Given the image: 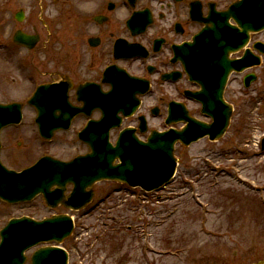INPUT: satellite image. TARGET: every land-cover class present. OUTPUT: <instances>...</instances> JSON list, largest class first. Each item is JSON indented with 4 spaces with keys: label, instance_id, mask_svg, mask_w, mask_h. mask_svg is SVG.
I'll list each match as a JSON object with an SVG mask.
<instances>
[{
    "label": "flooded vegetation",
    "instance_id": "flooded-vegetation-1",
    "mask_svg": "<svg viewBox=\"0 0 264 264\" xmlns=\"http://www.w3.org/2000/svg\"><path fill=\"white\" fill-rule=\"evenodd\" d=\"M26 1L32 8L33 4L43 0ZM52 1L56 3L57 0ZM235 1L83 0L89 6L96 3L94 10L83 13L78 20L77 33L64 39L57 51L47 45L42 47L38 23L29 21V26L14 29L8 37L14 46L2 43L0 49L9 51L16 47L26 49V52L14 60L15 64L9 59L0 66V81L4 76L12 80L11 83H0V103H19L21 120L0 130L1 164L22 171L43 157L72 162L89 153L88 145L79 134L93 130L89 122L98 121L104 112L113 117L109 130V140L113 144L127 128L133 129L142 140H146L152 130L183 129L189 123L183 118L185 114L210 123L211 119L203 112L202 102L195 97L202 91V86L191 79L186 70L190 64L188 43L193 42L206 26V19L212 12L223 11ZM20 11L24 17L17 21L26 22L25 10L20 8ZM18 30L39 34L38 43L33 48L15 43L14 34ZM256 55L261 56L259 65L253 63L252 58ZM243 56L248 57V67L244 72L230 76L223 93V98L233 104L234 112L237 106L230 98L235 96L240 100L237 103L241 111V83L245 90L260 80L264 81V29L252 33L246 47L233 53L231 58ZM26 61L30 66L25 64ZM252 75L253 81L246 86V80ZM23 80H27L25 84L11 87ZM43 84L50 85L44 96L48 102L45 106L41 100L32 104L31 98ZM235 84L237 92L233 87ZM254 88L258 90L253 91L257 95L250 102L252 112L264 100V84ZM243 102L248 106L247 100ZM39 108H46L45 117L39 118ZM41 131L52 134L44 136ZM9 161L24 163L9 166ZM117 163L118 160L114 161ZM124 188L126 185L116 191ZM74 190L75 183L66 173L64 179L50 186L49 191L56 197L49 201L42 193L18 201L0 196V230L13 218L42 219L92 208L93 204H90L99 194L96 184L84 188V194L93 191L88 202L85 196L73 198ZM21 205L35 209L42 207L51 213L42 218L31 213L10 214ZM35 250L29 252L27 261Z\"/></svg>",
    "mask_w": 264,
    "mask_h": 264
},
{
    "label": "rangeland",
    "instance_id": "rangeland-1",
    "mask_svg": "<svg viewBox=\"0 0 264 264\" xmlns=\"http://www.w3.org/2000/svg\"><path fill=\"white\" fill-rule=\"evenodd\" d=\"M65 1L43 0L31 8L26 0H0V44L14 46L8 38L12 31L34 21L42 47L57 51L64 39L77 33L83 13L92 12L96 5ZM20 8L26 13L23 23L15 18ZM25 52L16 47L0 49V66L9 59L15 64ZM3 78L1 84L12 81ZM261 81L245 90L241 83V111L240 100L230 98L237 107L224 138L177 146V174L165 187L153 192L116 191L122 184L98 182L92 208L72 214L75 229L62 243L69 264H256L264 260V100L255 112L250 110L257 95L253 91L258 90L254 87L264 84ZM233 87L237 92V85ZM245 100L248 106L243 105ZM14 212L37 218L51 213L24 205L10 214Z\"/></svg>",
    "mask_w": 264,
    "mask_h": 264
},
{
    "label": "water",
    "instance_id": "water-1",
    "mask_svg": "<svg viewBox=\"0 0 264 264\" xmlns=\"http://www.w3.org/2000/svg\"><path fill=\"white\" fill-rule=\"evenodd\" d=\"M215 38L225 42L219 45L224 48V58L214 60V83L219 84L217 99L210 106L213 124L203 123L194 119L192 125L182 130L165 132L153 131L146 142L139 140L130 130L121 133L116 146L109 142V117L93 125V130L81 133L82 138L91 145L92 152L79 156L71 163H61L51 158L41 160L33 168L21 173L7 170L0 164V194L6 199L31 192H48L53 182H60L62 176L68 173L76 184L72 196L83 195L84 186L93 184L101 179H113L128 183L133 187H141L146 191H153L164 186L173 178L178 160L174 155L175 144L180 141L184 145L208 136L210 140H219L227 131L232 115V106L222 99V90L232 70L244 68L241 60H227V42L230 44L238 39L243 47L251 31L264 28V0H241L224 11ZM233 18L238 26L229 23ZM19 19H21L19 17ZM215 33L212 24L207 25ZM38 37L17 32L15 40L33 47ZM239 44V45H240ZM207 54V51H202ZM215 55V54H214ZM227 57V58H226ZM206 57L204 56V63ZM196 69L206 71L207 67L197 66ZM223 69L221 74L219 70ZM48 89L44 85L37 94ZM49 90V89H48ZM42 101L46 102L45 99ZM221 104L224 109L217 111ZM19 106L16 104H0V127L12 121H19ZM18 116V117H17ZM17 118V120H16ZM118 157L120 163L113 165ZM93 191L86 194L91 197ZM73 222L67 215L55 216L43 221L31 219L14 220L1 231L0 264H24V252L42 241H57L62 243L73 231ZM68 252L60 246H48L37 250L32 257V264H68ZM256 264H264L259 261Z\"/></svg>",
    "mask_w": 264,
    "mask_h": 264
}]
</instances>
